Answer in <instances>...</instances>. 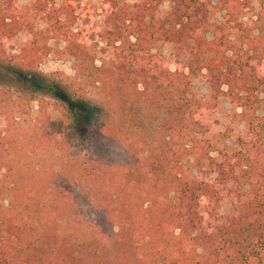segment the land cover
<instances>
[{
	"label": "trees",
	"instance_id": "1",
	"mask_svg": "<svg viewBox=\"0 0 264 264\" xmlns=\"http://www.w3.org/2000/svg\"><path fill=\"white\" fill-rule=\"evenodd\" d=\"M102 2L97 25L82 0H0V63L44 61L38 18L111 102L83 136L56 102L0 122V264H264V0Z\"/></svg>",
	"mask_w": 264,
	"mask_h": 264
},
{
	"label": "rangeland",
	"instance_id": "2",
	"mask_svg": "<svg viewBox=\"0 0 264 264\" xmlns=\"http://www.w3.org/2000/svg\"><path fill=\"white\" fill-rule=\"evenodd\" d=\"M63 0H54L55 4L59 6ZM32 0H20V5L30 4ZM82 6L90 4L91 12L93 15L94 22L97 25L103 23V2L102 0H82ZM170 9V3L166 2L161 10L166 12ZM218 20L222 19V13L218 14ZM254 18L252 11L248 12L244 21L249 22ZM37 31L38 40L42 43H47L50 48L47 59L56 58L61 61L58 68L64 69L63 61L61 56L57 53L58 49H62L64 43L59 42L51 38L45 31L46 25H44L38 18L32 19ZM80 22V23H79ZM78 24L85 25L87 20L80 19ZM32 36L27 32L19 34V38L16 44L22 46L30 41ZM92 44L96 47L97 40H93ZM102 46V43L99 44ZM154 52L162 53L165 56H170L172 53V46L167 44H159L154 48ZM45 58V59H46ZM170 58V57H169ZM44 59V60H45ZM73 62L74 60L68 58ZM100 65V61L96 62ZM12 65H6L0 63V90L5 95L6 102L0 108V122L7 117L17 125H23L28 130L32 129L33 124L36 122L40 110L41 103L45 105L48 103V110H51V105L56 102L64 104L71 109L78 111L79 115L77 118V132L80 136H83L88 130L93 128L95 125L106 121L108 113L107 108L110 105V96L104 95L102 90H99L92 84L91 80L75 74L69 78H65L62 83H55L51 80H46L41 77L36 71L32 73H20V71L11 70ZM171 69H174L171 66ZM194 90L197 94L202 96H208L210 89L204 76H199L194 80ZM234 107L231 102L222 98L218 111L216 112L217 122L220 124H230L231 127H235L241 131L244 129L242 124H235L231 122L229 116L233 113ZM260 115H264V103L261 105ZM1 125V123H0ZM230 206V202L227 203L225 210Z\"/></svg>",
	"mask_w": 264,
	"mask_h": 264
},
{
	"label": "clouds",
	"instance_id": "3",
	"mask_svg": "<svg viewBox=\"0 0 264 264\" xmlns=\"http://www.w3.org/2000/svg\"><path fill=\"white\" fill-rule=\"evenodd\" d=\"M61 61L56 58L45 59L42 63L35 69V71L44 79L51 80L55 83H62L65 78H69L75 74V68L73 62L65 59L63 61L64 69L62 70L57 67Z\"/></svg>",
	"mask_w": 264,
	"mask_h": 264
}]
</instances>
